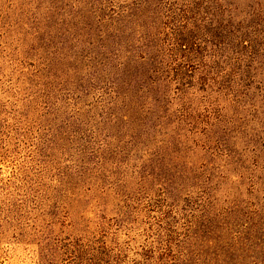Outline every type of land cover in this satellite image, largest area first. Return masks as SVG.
I'll list each match as a JSON object with an SVG mask.
<instances>
[{
	"label": "rangeland",
	"instance_id": "1",
	"mask_svg": "<svg viewBox=\"0 0 264 264\" xmlns=\"http://www.w3.org/2000/svg\"><path fill=\"white\" fill-rule=\"evenodd\" d=\"M143 19L148 95L115 62ZM203 202L264 233V0H0V264L216 260L185 233Z\"/></svg>",
	"mask_w": 264,
	"mask_h": 264
},
{
	"label": "trees",
	"instance_id": "2",
	"mask_svg": "<svg viewBox=\"0 0 264 264\" xmlns=\"http://www.w3.org/2000/svg\"><path fill=\"white\" fill-rule=\"evenodd\" d=\"M143 26L140 24H135L140 32L132 29L129 25H125L124 22L120 21L121 29H116V34L119 36L120 31L125 33L131 32L137 34L138 39L136 43L138 46L137 50L140 52L137 55H133L131 59H128L124 54V46L119 44V49L117 50L118 55H116V64H118V70L116 72L117 77L123 75H129L131 71V66H125V64H137V65H152L148 68L143 69V72L138 79L125 78L122 81L126 84L128 89H134L137 93L144 95L150 94L155 81H151L152 85H147L144 82V78L150 79L155 73V65L165 66L163 60L160 58H154L155 51H158V45L154 44L156 41L155 35H148L146 32L154 24V21H149L143 19ZM124 23V24H123ZM137 23V22H136ZM134 24V23H133ZM175 44L179 46L178 48L185 47L187 43H191L189 37H183L182 34H178L175 38ZM187 46V45H186ZM192 47V46H191ZM129 81V82H128ZM157 87V86H156ZM155 87V89H156ZM164 90L170 89V86H162ZM187 89H179L181 92H185ZM160 95H164L161 92ZM153 179L156 180V176L152 175ZM177 181V177L173 178ZM171 182V181H170ZM169 182V183H170ZM180 184V183H179ZM172 187V190L169 187ZM173 184H161L159 185V191L164 195L165 200H173L174 188ZM7 199V198H6ZM8 202V200H6ZM7 202H2L3 207H7ZM204 203V202H203ZM219 204H209L204 203L203 205L197 206V214L199 215L191 224L185 233L192 234L198 237L199 240L207 241V245L213 251H210L211 255L217 257L216 260H210L207 262H190L182 261L179 264H264V233H260L262 230L261 224L258 222L260 216L258 214H249L244 211L229 209L221 210ZM3 210H0V214ZM6 223L0 219V232L4 231L3 227ZM1 235V234H0ZM1 238V236H0ZM212 243V244H211ZM54 256L53 254H47V257ZM166 260L161 259L160 262L163 264Z\"/></svg>",
	"mask_w": 264,
	"mask_h": 264
}]
</instances>
